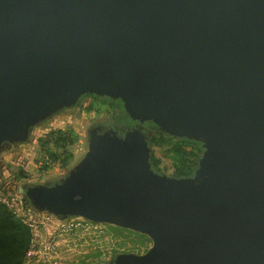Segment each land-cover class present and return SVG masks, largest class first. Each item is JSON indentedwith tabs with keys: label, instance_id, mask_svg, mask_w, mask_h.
<instances>
[{
	"label": "water",
	"instance_id": "95a60500",
	"mask_svg": "<svg viewBox=\"0 0 264 264\" xmlns=\"http://www.w3.org/2000/svg\"><path fill=\"white\" fill-rule=\"evenodd\" d=\"M85 95L201 143L192 177L151 169L142 128L87 131L30 207L147 236L107 264H264V0H0V152Z\"/></svg>",
	"mask_w": 264,
	"mask_h": 264
},
{
	"label": "rangeland",
	"instance_id": "374dc122",
	"mask_svg": "<svg viewBox=\"0 0 264 264\" xmlns=\"http://www.w3.org/2000/svg\"><path fill=\"white\" fill-rule=\"evenodd\" d=\"M115 116L101 99L84 97L75 107L33 127L24 144L0 152V201L31 224L24 264H107L116 255H142L151 247L147 236L108 224L87 221L83 228L68 230L69 218L58 220L25 206L18 192L23 185H52L61 180L87 152L89 129L99 125L122 127ZM157 132L155 129L149 137ZM58 133L69 135L63 148L55 144ZM152 150L160 172L172 177L178 161L173 146H153ZM54 154L57 159L51 160Z\"/></svg>",
	"mask_w": 264,
	"mask_h": 264
},
{
	"label": "trees",
	"instance_id": "16d2710c",
	"mask_svg": "<svg viewBox=\"0 0 264 264\" xmlns=\"http://www.w3.org/2000/svg\"><path fill=\"white\" fill-rule=\"evenodd\" d=\"M84 97L101 99L116 114V121L129 119L119 100L99 98L94 95H85L82 98ZM68 141L69 135L58 133L55 144L59 148H63ZM164 145H172L178 157L172 177H192L203 151L201 143L186 138H173L159 131L154 133L148 139V146L151 149V169L157 174L162 173L159 170V162L153 155L152 147ZM50 157L51 160L57 159L55 154ZM21 199L25 206H30L24 195H21ZM31 237L30 227L24 223L22 218L8 204L0 201V264H24L26 253L30 247Z\"/></svg>",
	"mask_w": 264,
	"mask_h": 264
},
{
	"label": "flooded vegetation",
	"instance_id": "af4514ba",
	"mask_svg": "<svg viewBox=\"0 0 264 264\" xmlns=\"http://www.w3.org/2000/svg\"><path fill=\"white\" fill-rule=\"evenodd\" d=\"M118 124H120L122 127H120V128H114L113 127V129L116 130V132L119 136L124 135L125 132H127L128 130H131L132 128L140 127V128H142V132L144 133V135H146L149 139L150 133L155 130V127L150 123H143L141 125L137 122L131 121L130 119H125L123 121L119 120Z\"/></svg>",
	"mask_w": 264,
	"mask_h": 264
},
{
	"label": "built area",
	"instance_id": "2783aa9c",
	"mask_svg": "<svg viewBox=\"0 0 264 264\" xmlns=\"http://www.w3.org/2000/svg\"><path fill=\"white\" fill-rule=\"evenodd\" d=\"M24 211V210H22ZM16 213V212H15ZM18 215V214H17ZM22 218V220L24 221V223L26 225H28L29 227H31V224H29L28 222H26V220L20 216ZM70 223L67 224V229L71 230V229H76V228H83V226L85 225L84 223H88L87 221L78 218V217H74V218H69ZM65 227V225H61V228Z\"/></svg>",
	"mask_w": 264,
	"mask_h": 264
}]
</instances>
